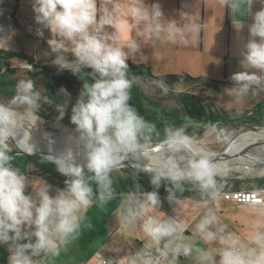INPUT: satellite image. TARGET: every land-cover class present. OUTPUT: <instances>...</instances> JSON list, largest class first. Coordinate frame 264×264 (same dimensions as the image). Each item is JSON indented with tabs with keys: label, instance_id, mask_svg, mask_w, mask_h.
<instances>
[{
	"label": "clouds",
	"instance_id": "9594fccd",
	"mask_svg": "<svg viewBox=\"0 0 264 264\" xmlns=\"http://www.w3.org/2000/svg\"><path fill=\"white\" fill-rule=\"evenodd\" d=\"M223 2L231 11H238L234 0ZM260 2L264 5V0ZM32 7L36 23L51 33L47 44L55 54L52 63L60 70H70L73 75L81 73V67L89 68L88 75L93 82L83 84L71 107L70 121L79 133L73 138L77 150L69 147L60 156H52L57 171L67 177L66 187L57 189L54 196L50 195L51 185L45 181L35 195L26 194L27 178L12 166L14 157L9 154L8 141L15 139L18 127V113L13 106H25L30 115L32 109L39 107L41 97L34 80H19L11 102H0V245L6 244L10 248L8 264H34V258L41 254L58 255L60 246L67 244L69 237L80 227L83 219L80 213L93 203L94 190L89 180L95 181L102 198H113L110 172L120 161L121 153L142 154L155 127L129 103L133 82L127 76L128 56L115 44L119 33L128 25L126 19L117 21L107 7L98 19L96 0H33ZM116 9L119 10V5ZM124 15L137 22L156 21L150 25L149 32L157 37L165 31L159 22L163 14L158 4L148 7L145 0H136L127 7ZM167 22V38L173 42L179 36L181 42L187 43L184 33L199 31L196 24L179 26L175 20ZM105 25L113 28L111 34L104 31ZM249 34L240 54L242 70L232 74L235 86L226 89L228 94L244 95L254 86L264 85V7L254 13ZM37 35L43 37V30L38 29ZM129 47L135 48V44ZM66 48H70L74 61L62 54ZM60 91L70 96L66 89ZM66 107V103L57 105L58 119L64 117ZM35 119L38 121L39 117L35 116ZM188 143L189 137L183 135L182 129L168 130L166 144L170 148ZM79 155L86 164L76 162ZM85 168L92 173L90 178H86ZM225 172L215 153L193 151L187 157L167 159L162 170L152 175L150 183L159 189L162 181H168L182 191L181 181L187 179L211 202L220 195L222 184L218 177L223 178ZM166 191L167 199L173 202L172 187ZM142 195L143 200L135 193L126 194L127 223H133L160 206L157 191ZM182 227L171 218L146 216L142 228L155 246V258L151 252L141 250L128 257L126 264H170V257L189 255L190 247L180 242L178 236ZM226 227L219 223L211 208L196 224V233L205 241L219 239L222 245L202 250L201 264H264V230L258 229L249 236V243L255 247L246 249L238 246V237L226 232Z\"/></svg>",
	"mask_w": 264,
	"mask_h": 264
},
{
	"label": "crops",
	"instance_id": "0c3cea01",
	"mask_svg": "<svg viewBox=\"0 0 264 264\" xmlns=\"http://www.w3.org/2000/svg\"><path fill=\"white\" fill-rule=\"evenodd\" d=\"M128 1L98 0L97 2L98 19L103 16V9L107 7L113 11L114 19L118 21L123 18L128 21L127 27L119 33V36L115 40L116 46L125 50L128 59L147 64L151 71L157 74L166 72L165 70H161L162 68L173 66L176 69L175 71L188 73L192 76L211 77V79L222 78L221 81H226L228 84L224 85L219 93L224 89H230L235 86V82L232 81L231 76L233 73L242 70L239 67V60L242 58L240 54L243 51L244 44L250 38L249 27L253 22V18H250V16L264 7L260 0H234L238 4V8H241L245 15L243 18L234 17L233 19V11L229 8L224 25L222 22L223 18L220 16L224 7L223 0H216L217 5L213 8L211 2L209 5H206L204 17V2H202L200 14L198 0H153V4H158L163 14L159 22L164 26L165 31H162L158 37L149 32L150 25L156 23V21L143 22L141 20L137 22L130 16L124 15L127 7L133 3V1ZM32 4L33 0H18L17 5L11 1L0 0V22L4 23L3 20H6L5 14L12 11L18 14L24 13L31 19H35ZM117 5H119V10L116 9ZM172 20H175L179 26L196 24L199 27V31L194 34L185 32L184 36L188 41L187 43L181 42L179 36L176 42H173L167 38L166 31L168 27L167 21ZM10 24L18 27L21 31H26L19 26ZM104 31L111 34L113 28L110 25H105ZM148 33H150V40L155 52L144 53L141 49L139 50L137 43L146 42ZM43 36H45V33ZM41 38L34 37L35 42L43 41ZM256 39L259 40L258 37ZM119 43L122 45L120 46ZM133 43L135 44V48L129 47ZM159 49L166 50V52L159 54L157 52ZM0 50L8 51L3 48H0ZM172 50L175 52V57H173V53H170ZM66 55V59L75 60L71 51H68ZM45 57V52L39 53V46L37 45L36 53L32 57L33 62L36 64L41 62L50 69L46 61L41 60ZM14 59L18 60L14 61ZM14 59L6 61L0 57L1 63L10 67L12 71H23L27 73L26 75L29 78L34 79V82L40 81V76H38L39 70L35 69L36 67L33 66V63L20 58ZM195 86L200 88L199 93L209 97L212 96L211 88L207 84L198 83ZM215 99L213 100L214 102ZM243 99L245 102V94L243 95ZM24 176L27 178L26 194L35 195L36 191L44 186V181L51 185L50 195L54 196L56 190L61 189L54 183L53 178L31 174ZM197 191L198 189L196 191L191 190L189 194L174 196L173 202L167 199L168 195L158 193L161 201L160 206L149 210L145 216L138 217L131 224L127 223L125 219L128 206L126 194L116 193L111 199L102 198L101 194H95L92 197V205L86 211L80 213L83 217L80 227L69 237L67 244L60 246L58 255L49 254L45 256L44 264H103L102 257H115L126 261L132 254L141 250L151 252L155 258V246L142 228L144 219L149 215L162 216V219L165 220L171 218L183 226L178 232V236L180 242L190 247L191 252L187 256L181 254L176 257H170V264H201L202 250L220 248L222 245H218L214 240L205 241L195 231L196 224L199 223L200 219L209 209L207 198L202 195L201 191L198 194H194ZM144 192H139L136 196L143 200L142 193ZM227 202L229 206L235 204L237 206L251 205L264 208V204ZM9 255V246L6 244L0 245V264H8ZM216 259L219 260V256Z\"/></svg>",
	"mask_w": 264,
	"mask_h": 264
},
{
	"label": "trees",
	"instance_id": "16d2710c",
	"mask_svg": "<svg viewBox=\"0 0 264 264\" xmlns=\"http://www.w3.org/2000/svg\"><path fill=\"white\" fill-rule=\"evenodd\" d=\"M98 0H96V3ZM18 2H16L17 5ZM229 8H226L228 15ZM228 19V16H227ZM0 57L3 60L9 61L14 58L25 59L39 70L41 86L44 88V95L47 97V103H57L60 99L61 89H66L70 93L71 99L77 100L79 93L83 88L84 83L93 82L88 73L91 69L81 67V73L73 75L70 70H60L59 68L50 70L43 63L38 64L33 62L31 56L27 57L11 51L0 50ZM129 67L127 68V76L132 80L130 89L129 103L136 109L146 122L154 125V131L151 134L148 142L158 143L166 141L169 129H182L183 135L192 134L195 132H203L207 126L217 122H233L223 113H213L207 111L209 103H212L214 98L218 96L220 89L228 84L226 81H217L207 77H193L188 73H171L165 75H154L147 64L127 60ZM75 66V65H74ZM12 72L10 67L0 61V94L8 92L7 86L12 87V81L3 80V75L7 76ZM205 83L211 88L212 96L208 100L193 101L188 93L177 92L180 86L194 87L195 84ZM146 87V88H145ZM155 89L158 93L151 94V90ZM147 91L151 94L149 96ZM16 95V93H14ZM153 95V96H152ZM166 101V102H165ZM245 102L243 109H247L249 105L250 115L243 118L241 123H249L254 126L264 125V86L253 87L245 94ZM223 111V110H222ZM12 166L19 170L22 175L31 174L54 179V183L61 189L66 187L65 180L67 177L61 175L55 164L40 155H29L22 150L10 149ZM86 178H90L92 173L85 170ZM153 173L140 172L135 168L124 167L112 169L110 178L112 180L113 193H139L144 191H157L161 194L168 195L166 188L172 187L175 196L191 193V187L194 183L189 180L181 181L183 193L178 194L179 190L175 189L168 181H162L159 189H155L151 185L150 179ZM229 186L234 189H252L264 186V177L256 179H239L226 178L224 180ZM218 180L219 183L224 182ZM90 186L95 194H100L97 191V184L94 180H89ZM245 184V185H244ZM247 188H246V187ZM44 254L34 258L35 264H44Z\"/></svg>",
	"mask_w": 264,
	"mask_h": 264
},
{
	"label": "rangeland",
	"instance_id": "374dc122",
	"mask_svg": "<svg viewBox=\"0 0 264 264\" xmlns=\"http://www.w3.org/2000/svg\"><path fill=\"white\" fill-rule=\"evenodd\" d=\"M128 1V0H126ZM136 2V0H129ZM128 1V2H129ZM202 2L203 3V17L204 13L206 11V5H209L211 2L212 8L216 7L217 1L216 0H198V10L201 14L202 11ZM207 3V4H206ZM145 4L148 7H151L153 4V0H145ZM214 10V9H213ZM222 14L220 15L223 18V25L226 21V8L225 4L222 9ZM99 13V12H98ZM244 13L241 8H238V11L232 12V17L236 18H243ZM231 16V15H230ZM250 18H253V15L250 16ZM4 23L0 22V48L7 49L8 51L18 53L21 55H25L27 57L34 56L36 53V46H39V53L45 52V58L41 60H45L48 67L50 69H56L58 66L54 65L52 63V60L54 59V53H52L51 49L49 48L47 44V40L51 38V33L44 29L45 36H43L41 39L43 41L35 42L34 37L30 32L27 31H21L18 29V27L12 26L10 23H8L5 19L3 20ZM143 21V20H142ZM145 22V21H143ZM19 35V36H18ZM226 35V34H225ZM18 36V37H17ZM53 38H55L53 36ZM226 38V37H225ZM121 46L122 44L119 43ZM227 45V43H226ZM229 45V43H228ZM137 46L139 50L141 49L144 53H151L155 52L153 51L154 47L152 46L151 40H150V33H148V37L146 39V42L144 43H137ZM68 51L70 52V48H66L63 51V55L67 57ZM159 54H163L166 52V50L159 49L157 51ZM170 53H173V57H175V52L170 51ZM18 59H14V61H17ZM25 60V59H24ZM12 61V59H11ZM11 69V68H10ZM36 69V68H35ZM161 70H165L166 72L163 73H152L154 75H165V74H171V73H180L178 71H175L176 69L172 66L170 68H162ZM31 71V70H30ZM34 71V69H33ZM27 73L23 71H12L9 75L4 76L3 80L6 81H12V87L7 86L6 84V90H9V94L7 92H4L3 94H0V102L3 103H10L11 100L14 98V93H16V84L19 80H27L32 79L29 78ZM192 76V75H191ZM193 77H203V76H193ZM211 78V77H209ZM217 81H221L220 79H215ZM34 80V79H33ZM35 81H37L35 79ZM264 86V85H262ZM259 87V86H258ZM146 88V87H145ZM35 89L39 91L40 93V101H39V107L38 109H32L33 114H29L26 110L25 106L21 105H14L15 111H19L21 113H24L29 116H38L39 119L36 123L32 122L29 119L23 120V125L26 128L25 131H23V134L32 136L33 138H43V139H57L59 137L58 135L60 133H63L64 131H72L76 130V126L71 123L70 116H71V107L76 103V100L71 99L72 97L61 94L60 99L57 101V103H47V97L44 95V88L41 86L40 82H35ZM177 92H183V93H189L193 99V101L201 100V101H207L208 97L205 94L199 93L200 88L198 86L195 87H189V86H180L176 89ZM158 93L155 89L151 90V94L156 95ZM147 94L151 96V94L147 91ZM153 96V95H152ZM166 102V101H165ZM243 95H234V94H228L227 91L224 89L222 92L219 93V95L216 97L215 102L209 103L210 106L207 108V111H212L213 113H223L228 118L232 119L231 122H217L210 126H207L206 129L201 132H195L192 134H186L185 136L189 137H195L199 142L195 143V146L197 147V150L201 151H211L213 153H219L225 148H227L232 140H234L237 137H242V139H246L250 136H252V132L255 131H261L264 130L263 126H252L249 123H241L243 121V118L250 115V108L252 105H249L247 109H243L242 104H246L247 102H244ZM67 104L65 115L62 119H58L59 112L57 111V105L60 104ZM223 110V111H222ZM30 124V125H29ZM40 124V125H38ZM65 129V130H64ZM77 131V130H76ZM26 132V133H25ZM12 139V138H11ZM195 141V140H194ZM242 141V140H241ZM239 141V142H241ZM73 142V141H72ZM164 142V141H163ZM237 142V143H239ZM160 143V142H158ZM158 143H152L148 142L149 149H152L155 145ZM236 143V144H237ZM257 143V147L253 146V144ZM16 143H13L11 140L8 141V147L10 149H19L20 147L15 145ZM235 144V145H236ZM263 144L264 140L259 137L256 138L255 141H253L248 147L245 148L246 153V164L250 166L252 170L262 171L264 170V146L258 145ZM24 147V145H22ZM168 146L166 143H163L159 145L158 147L154 149H159L162 147ZM26 149H29L25 146ZM188 149L186 146L182 147L180 149L174 150L169 154L170 157L175 156L179 158L180 156H189L187 152ZM248 150V151H247ZM66 151V150H65ZM64 151V152H65ZM63 152V153H64ZM248 156V157H247ZM43 157V156H41ZM45 158V157H44ZM47 159V158H46ZM84 159L82 155L77 156L76 160ZM169 159L168 156L163 157L162 160L166 161ZM49 160V159H48ZM254 162V163H253ZM123 167V166H122ZM263 167V168H262ZM120 167H115L113 169H119ZM239 178V179H256L264 177V172L258 173V174H249L245 171L235 170V169H226L225 175L223 178L218 177V180H225L226 178ZM225 182V181H224ZM245 185V184H244ZM229 186V185H228ZM232 188L231 186H229ZM246 187V186H245ZM247 188V187H246ZM191 190L198 189L197 192L194 194H198L200 192L199 188L194 184L193 187L190 188ZM178 194H182L183 190H179L177 192ZM209 208H211L215 214L218 217L219 223L226 225V232L234 233L238 237V246H243L246 249H250L255 247V245H252L249 243V236L252 235L256 230L261 229L264 230V208L262 207H256L251 205H241L237 206L235 204L228 205V202L225 201L221 196H218L216 201H213L211 205L210 202H207ZM228 205V206H227ZM222 208V209H221ZM218 245L220 244L219 239L214 240Z\"/></svg>",
	"mask_w": 264,
	"mask_h": 264
},
{
	"label": "bare ground",
	"instance_id": "6f19581e",
	"mask_svg": "<svg viewBox=\"0 0 264 264\" xmlns=\"http://www.w3.org/2000/svg\"><path fill=\"white\" fill-rule=\"evenodd\" d=\"M16 112L18 113V116H17L18 127L15 132V139L10 138V140L11 141L13 140L17 146L25 150H28L25 148L26 146L27 148L32 149L29 151H42V152L49 154L50 156H60L69 147H72L74 150H77L76 144L72 141H73V138L79 135L78 131L76 130H72V131L70 130L66 132L64 131L63 133H60L58 135L59 137H57V139H54V140L43 139V138H40V139L33 138L32 136H29V135L25 136L23 134V131H25L26 128L23 125V120L29 119L34 123H36L37 120L35 119V116H29L19 111H16ZM250 134H252V136L244 140L242 139V137H237L238 139L234 143L233 147L226 154H224L221 158L216 159L222 169H235V170H240V171L242 170L249 174H258V173L264 172L263 169L262 171L260 170L258 172L256 170L255 171L252 170L250 166H248L245 162L246 155L248 154V152L246 153L245 148L248 147L259 136L261 139L264 140V130L255 131ZM197 142L199 141L195 137L194 138L189 137V143L187 145H178V146H174L171 148L169 146H166V147L164 146L159 149H154L158 147L159 145L166 143V141H164V142L158 143L157 145L152 147V149L145 148L142 154L141 153H135V154L129 153L128 154L125 151L121 153L120 161L117 163L115 167H120L121 165H124L123 167H126L127 163H132L133 165L141 166L145 169H152L155 171H160L162 170L164 166V162H165L162 160L163 157L168 156L170 158L169 154L171 152H173L174 150L180 149L182 147H185V146L187 148L191 147V149L187 150L189 154H191L193 151H199L197 150V147L195 146V143ZM22 145H24V147ZM258 145H263V144H258ZM253 146L257 147V143L253 144ZM76 162L82 165L86 164L85 159H81V160L79 159V160H76Z\"/></svg>",
	"mask_w": 264,
	"mask_h": 264
},
{
	"label": "built area",
	"instance_id": "2783aa9c",
	"mask_svg": "<svg viewBox=\"0 0 264 264\" xmlns=\"http://www.w3.org/2000/svg\"><path fill=\"white\" fill-rule=\"evenodd\" d=\"M7 1H11L14 3L18 2V0ZM5 18L8 22L23 28L27 32H30L35 38H40V36L37 35L38 29H42L44 33L42 25H38L35 19H31L24 13L18 14L15 11L8 12L7 14H5ZM220 184H222V187L220 188V195L226 201H233L241 204H264V186L252 189H234L230 188L226 182H222ZM44 256L46 255L44 254ZM113 261H117V264H126V261L117 259L115 257H102L103 264H113Z\"/></svg>",
	"mask_w": 264,
	"mask_h": 264
},
{
	"label": "water",
	"instance_id": "95a60500",
	"mask_svg": "<svg viewBox=\"0 0 264 264\" xmlns=\"http://www.w3.org/2000/svg\"><path fill=\"white\" fill-rule=\"evenodd\" d=\"M238 138H235L234 140H232L231 142H230V144H229V146L227 147V148H225L224 150H222L221 152H219V153H216L215 154V156H216V159H218V158H221L224 154H226L232 147H233V145H234V143L236 142V140H237ZM12 142L13 143H15L13 140H12ZM16 145V144H15ZM17 146V145H16ZM19 147V146H18ZM21 148V147H20ZM21 150L24 152V153H26V154H29V155H40V156H43V157H45V158H47V159H49V160H51L52 161V156H50L49 154H47V153H45V152H42V151H29V150H25V149H23V148H21ZM82 165V164H81ZM122 166H124V165H121L120 167L121 168H124V167H122ZM126 167H131V168H135V169H137L138 171H140V172H147V173H155V172H157V171H155V170H152V169H145V168H143V167H141V166H136V165H133L132 163H127L126 164ZM85 170H87L86 168H85ZM187 180V179H186Z\"/></svg>",
	"mask_w": 264,
	"mask_h": 264
}]
</instances>
